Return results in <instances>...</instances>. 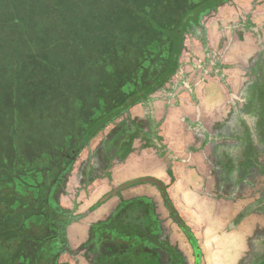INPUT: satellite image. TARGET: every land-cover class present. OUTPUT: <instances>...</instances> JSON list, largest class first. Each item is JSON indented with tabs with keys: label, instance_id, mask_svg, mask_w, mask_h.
<instances>
[{
	"label": "crops",
	"instance_id": "crops-1",
	"mask_svg": "<svg viewBox=\"0 0 264 264\" xmlns=\"http://www.w3.org/2000/svg\"><path fill=\"white\" fill-rule=\"evenodd\" d=\"M243 1L234 2L248 12L251 2ZM230 9L225 6L223 18L217 17L220 23L208 26L209 44L203 45L196 39L187 41L178 72L127 113L144 131L151 130L161 141L143 147L137 139L124 161L115 159L112 163L111 180L102 175L103 166L94 157L92 165L99 177L83 189L78 200L83 212L97 202L100 204L68 227L71 248L84 244L90 226L106 221L119 203L118 197L101 202L112 184L120 186L149 177L168 186L174 209L196 240L195 229L203 230L215 234L209 235L210 238L227 239L231 250L238 249L237 256L231 259L233 264L246 253L247 240L254 236L253 227L264 226L259 212L249 214L242 224H235L241 212L257 204L264 185V176L249 177L250 167L245 165L247 152L252 150L259 154L258 162L264 167V138L255 129L264 117V75L256 68L264 64V59H256L259 49L251 33L247 32L243 40L237 38L238 9L229 14ZM256 13L258 27L263 26L264 4ZM245 182H253L255 188ZM142 195L155 196V190L141 184L122 193L126 199ZM66 199L73 198L69 195ZM87 260L81 259L80 264H86Z\"/></svg>",
	"mask_w": 264,
	"mask_h": 264
},
{
	"label": "rangeland",
	"instance_id": "rangeland-1",
	"mask_svg": "<svg viewBox=\"0 0 264 264\" xmlns=\"http://www.w3.org/2000/svg\"><path fill=\"white\" fill-rule=\"evenodd\" d=\"M167 1L0 0V192L7 183L12 185L13 172L29 168L34 159L49 152L55 132H60L62 128L64 131L69 122L79 120L81 113L86 112L89 105L94 106L97 103V108L88 110L91 116L100 113L109 103L115 105L120 102L119 98L124 94L125 87L124 84L119 86L120 76L116 75L119 72L116 71L122 68L121 72L124 66L128 67V61L132 57L143 58L145 51H130L126 48L124 44L128 38H120L122 24H126L128 29L136 30L142 26L148 28L140 31L149 34L145 39L155 35L152 30L162 31L172 39L174 50L177 51L179 35L174 28L167 25L171 21L162 24L160 19L153 16L156 6H165ZM185 1L191 5L195 3V0ZM172 7L173 2L169 1L165 12ZM224 7L218 10L216 16L212 14L204 17L203 22L208 26L211 23H220L214 19L223 18L221 16L225 11ZM229 8L230 12L227 13L230 14L234 8L243 7L233 2ZM185 16L187 18L188 14ZM227 16L230 18V15ZM141 18H144L143 24H140ZM190 39L195 38L189 33L186 34L184 44ZM154 75L155 72H150L151 79ZM118 86L120 88L117 89V95L115 91ZM122 119H125V115L116 122L121 123ZM98 123L100 122L94 124ZM107 132H102L90 146L97 148ZM89 151L82 152L69 174L66 189L73 199L67 200L63 197L59 200L64 208H74L76 222L81 221L87 212H92L100 204L97 202L83 212L81 200H78L83 191L78 177L84 163L89 161L88 156L94 152ZM169 156L168 152L167 157ZM107 176L111 178L110 173ZM122 187L123 185L112 184V191L105 194L101 202L122 196ZM148 187L155 190L156 211L165 222L166 234L193 262L194 253L188 247L187 238L169 220V213L163 207L156 187L151 184ZM2 193L12 196L13 189H4ZM106 197L108 198L105 199ZM259 215L261 217L260 213ZM107 220L92 224L87 241L75 249L71 248L67 237L71 250L62 254L59 264H80L81 259L87 258L86 264H89L88 250L83 251L81 247L90 243L91 235L101 230L98 224ZM194 225L199 228L196 223ZM195 230L197 242L202 246L199 249L201 264H233L231 259L233 255L237 256L238 249L231 250L227 239L210 238L209 235L215 234ZM240 256V260L234 264L245 260L244 255Z\"/></svg>",
	"mask_w": 264,
	"mask_h": 264
},
{
	"label": "flooded vegetation",
	"instance_id": "flooded-vegetation-1",
	"mask_svg": "<svg viewBox=\"0 0 264 264\" xmlns=\"http://www.w3.org/2000/svg\"><path fill=\"white\" fill-rule=\"evenodd\" d=\"M177 1L174 0L173 7L161 15L163 18L169 17L166 21H171V24H167L168 26L177 28L176 31L182 40L180 50L178 47L177 51L174 50L175 45L168 35L152 31L155 35H151L143 46L141 44L138 47V50H145L143 58L132 57L128 61V67L124 66V70L121 72L122 68L116 71H119L120 75L119 72H114L120 76L119 86L124 84L125 87L124 94L120 95L119 101L125 100L131 104L128 107L125 106L126 103L123 106L121 104L117 108L122 110L107 120L99 119L103 115H111L107 114L109 111L107 107L103 108V113L101 111L97 115L89 116L88 110L92 107L97 108V103L94 106L89 105V109L81 113L79 120L69 122L64 131L62 128L60 132H55L49 152L34 159L29 168L25 167L13 172L15 184H13L14 181L12 185L9 182L5 187L2 184L4 189H13V194L12 196L9 193L3 195V188L0 192V264H59L62 254L71 250L67 240V229L76 222L77 216L73 211L74 208H64L59 200L69 196L66 189L67 180L76 166L78 158L84 150H93L90 143L102 132L106 133L112 126V129L107 132V136L102 137L96 150L88 156L87 160L89 161L82 166L81 175L78 178L80 187L83 189L88 188L97 179L96 167L92 165V162L95 161L94 157L98 158L99 163L103 166L102 175L111 180L107 175L110 173L109 169L112 163L115 159L124 161L133 151V145L137 139L141 140L143 147H151L155 141H161L160 137L152 133L151 130L144 131L140 124L132 120L127 113L132 106L146 101L161 88L158 87L149 93L150 87L156 85L157 78L163 71L168 67H173L174 63H179L185 35L189 33L207 46L211 35L203 18L212 14L216 16L222 6L232 5L235 0H195L193 5L184 0L185 7L182 10ZM263 1L252 0L248 12L244 8H237L236 12V18L239 19V33L236 36L239 40H243L247 32L252 34V39L259 49L256 59L258 57L264 59V25L258 27L255 21L258 17L256 12L260 6H263ZM183 12L184 14H181ZM179 13L183 17L182 23H178ZM185 14H188L187 18H185ZM214 20L217 23L220 21H217V18ZM166 21L163 20L162 24H166ZM180 26L182 27L179 29ZM180 67L179 63V67L172 76L178 72ZM256 68L264 75V64H259ZM150 72H155L152 79ZM119 86L116 88V94ZM135 95H140L138 96L140 98L134 100L137 98ZM118 104L119 102L115 105ZM124 115L125 119H122L121 123L116 122ZM95 122H100L96 126L97 128L101 125L99 129H91ZM255 129L258 136L264 138V117L261 118ZM247 153L249 156L245 165L249 164L248 168L250 167L247 175L249 177L257 174L264 176V167L258 162L259 154L252 150ZM153 179L157 183L144 181L127 186V183H130L127 182L122 184V188L125 190L141 184H151L156 187L162 205L169 213V220L176 224L187 238L188 247L194 253V261L191 262L182 248L172 242L170 236L166 234L165 222L160 219L156 211L157 203L154 196L142 195L126 199L119 195L117 196L119 203L107 222L102 224L99 233L91 235L90 243L81 247L83 251L88 250L89 264H115L114 261L122 264L124 262V264H201L200 252L194 234L195 242L186 234L183 227V224L186 225L184 220L178 213L177 219L170 209L172 202L168 194V186L159 179ZM241 183L239 182V185ZM245 183L255 188L253 182ZM136 199H143L148 204L145 208H148L151 220L148 219L150 223L147 228L142 225L138 234L130 229L114 227L113 224V227L106 225L121 217L127 203ZM254 212H259L264 220V185L261 186V196L257 204L241 212L235 219V224H242L247 216ZM144 219L147 221L146 217ZM253 228L255 229L254 236L247 240L248 249L243 254L245 260L240 264H264V226L259 225Z\"/></svg>",
	"mask_w": 264,
	"mask_h": 264
},
{
	"label": "trees",
	"instance_id": "trees-1",
	"mask_svg": "<svg viewBox=\"0 0 264 264\" xmlns=\"http://www.w3.org/2000/svg\"><path fill=\"white\" fill-rule=\"evenodd\" d=\"M169 1H172V2H174V0H168L167 1V3L169 2ZM183 1L184 0H178L177 2L180 4V9L182 10L184 7H185V4L183 3ZM167 3L165 4V6H163V5H161V6H156V8H155V10H154V12H153V16H155V17H157L158 19H160V21H161V23H163L162 21L164 20V22L169 18V17H165V18H163L162 17V13H166L165 12V8L167 7ZM197 6V5H196ZM180 14V13H179ZM181 14H184V12L183 13H181ZM181 14H180V16H179V20H178V23H182V20H183V17L181 16ZM168 21H166V23H167ZM144 23V18H141V23L140 24H143ZM140 27V26H139ZM142 28H144V29H148V28H146V27H144V26H142L141 28H139V29H128L127 27H126V24H122V26H121V28H120V30H121V32H120V38H122V39H125V37L126 38H128L127 40H126V42H125V46H126V48L128 49V50H130V51H136V50H138V47L142 44V46L144 45V43L145 42H147V40L148 39H145V37L148 35V34H146L145 32H140L141 30H143ZM176 29L177 28H175V32H176V34L177 35H179L178 34V32L176 31ZM153 32H159V31H155V30H152ZM160 34H162L163 32L161 31V32H159ZM146 34V35H145ZM164 35V34H163ZM182 40H181V38H180V36H179V42H178V48H179V50H180V48H181V42ZM142 50V49H141ZM179 67V63L178 62H176V63H174L173 64V67H168V69H166L165 71H163V73L157 78L158 80L156 81V85H152L151 87H150V89H149V93H151V92H153L155 89H157L158 87H162L168 80H169V78L175 73V71H176V69ZM137 98L136 99H134V100H137V99H139L140 97H138V96H140V95H135ZM133 100V101H134ZM132 102V101H131ZM135 102V101H134ZM124 103H126L125 104V106L126 107H128L129 106V104H131V103H127L125 100L122 102H119V104L118 105H111L110 103H109V105H106L105 107H107V109H109V111L107 112V114H111L110 116H106V115H103V116H101L99 119L100 120H107V119H109L110 117L112 118L113 116H115L116 114H118L119 112H120V110H122V109H119V108H117V107H119L121 104H122V106L124 105ZM128 104V105H127ZM104 107V108H105ZM116 108V109H115ZM102 110H104L103 108H102ZM104 111H102V113H103ZM96 124H93V127H91V129L92 128H96ZM101 127V125H99L96 129H99ZM131 183V182H130ZM171 204V203H170ZM148 206V204L147 203H145V201L143 200V199H136V200H133V201H131V202H129V203H127V205L125 206V211L123 212V213H121V217H119L118 219H116V220H114L113 221V223H109V224H106V225H108V227H113V225H114V227H120V228H123V229H125V230H129L130 229V231H133V232H135V233H140V229H142V225H144V226H146V228L148 227V223H150L149 222V220H151L150 219V213H149V211H148V208H145V207H147ZM145 208V209H144ZM170 209L174 212V215H175V217L178 219V216H177V212L175 211V209L173 208V206H172V204H171V206H170ZM147 210V211H146ZM147 218V221H145V219L144 218ZM149 219V220H148ZM106 223V222H105ZM104 224V223H103ZM113 224V225H112ZM98 225H100V227L102 226V224H98ZM183 227L185 228V232H186V234L189 236V238H191V240L193 241V242H195V239H194V237H193V233L191 232V230H190V228L188 227V226H186L185 224H183ZM138 233V234H139Z\"/></svg>",
	"mask_w": 264,
	"mask_h": 264
},
{
	"label": "water",
	"instance_id": "water-1",
	"mask_svg": "<svg viewBox=\"0 0 264 264\" xmlns=\"http://www.w3.org/2000/svg\"><path fill=\"white\" fill-rule=\"evenodd\" d=\"M144 181H148V182H155V183H157V181L155 180V179H153V178H143V179H139V180H135V181H133V182H131V183H127V186L128 185H130V184H132V183H136V182H144ZM108 197H106L105 199H107Z\"/></svg>",
	"mask_w": 264,
	"mask_h": 264
}]
</instances>
